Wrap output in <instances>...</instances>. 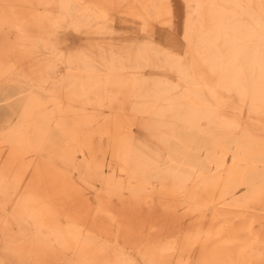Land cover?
<instances>
[{
    "label": "bare ground",
    "instance_id": "1",
    "mask_svg": "<svg viewBox=\"0 0 264 264\" xmlns=\"http://www.w3.org/2000/svg\"><path fill=\"white\" fill-rule=\"evenodd\" d=\"M263 257L264 0H0V264Z\"/></svg>",
    "mask_w": 264,
    "mask_h": 264
},
{
    "label": "rangeland",
    "instance_id": "2",
    "mask_svg": "<svg viewBox=\"0 0 264 264\" xmlns=\"http://www.w3.org/2000/svg\"><path fill=\"white\" fill-rule=\"evenodd\" d=\"M120 25L125 26V27L129 26L130 29L132 30V31L130 30L132 33H137L140 30L138 27V24H133V22H127V23L121 22ZM157 35L160 39H162L163 42H166V43L172 42L174 43L173 45L176 47L181 46V43L179 42V40L174 37L173 32L168 28H164V27L163 29L161 28L159 32L157 33ZM67 42H71L74 48H79L82 45L83 40L80 38V36L75 35V36H71L69 41ZM63 43H64V40H63ZM252 264H264V257L260 261L254 260Z\"/></svg>",
    "mask_w": 264,
    "mask_h": 264
}]
</instances>
